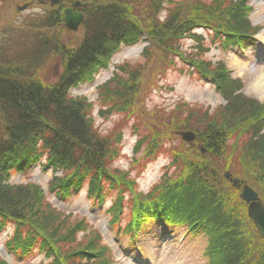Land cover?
Masks as SVG:
<instances>
[{
	"label": "rangeland",
	"instance_id": "obj_1",
	"mask_svg": "<svg viewBox=\"0 0 264 264\" xmlns=\"http://www.w3.org/2000/svg\"><path fill=\"white\" fill-rule=\"evenodd\" d=\"M40 1L0 0V57L4 56V60L22 69H27L25 64L28 68L34 66L30 69L31 76L43 84H51L63 72L66 54L49 51L51 46L47 43L75 47L82 41L86 26L84 21L74 31L62 20L59 26L41 27L43 14L56 8L41 5ZM80 1L102 3L104 0ZM143 1V4L133 5L135 16L147 5L148 0ZM204 2L208 4L211 0H161L157 13L164 17L169 7ZM244 4L250 7L249 20L257 30L247 47L227 43L223 34L211 27L197 28L193 36L182 38L172 53L152 48L147 39L132 37L118 44V50L106 57L99 69L91 71L92 80L85 79L73 86L70 95L86 103L92 126L109 143L111 159L107 162L113 172L108 177L114 180L103 184L102 204L100 197L90 195L89 178L84 179L82 186L73 190L69 198L61 199L50 187L62 171L44 170L48 155L38 147L42 160L31 161L24 169L12 170L9 174V184H33L42 192L41 196L32 189L33 207H25L22 212L27 213H22L19 221L33 210L43 225L52 231L58 229L64 235L80 225L81 229L75 230L73 243H58L61 251L86 247L95 238L94 241L107 248L103 254V257L110 256L107 264H214L216 242L212 230L189 231L187 226L172 225L165 219L159 223L144 221L139 225L135 209H140L137 203L141 200L145 204L158 201L161 193L154 195L159 190L158 184L180 178L183 159L178 158V165L173 161L177 153L189 149V141L182 139L180 131L207 128L212 122L222 131L225 125L228 141L220 166L222 177L215 182L209 181L222 194L217 200L219 203H215L220 206L223 195L229 201L236 200L234 192L241 198L245 186L253 188L264 199L255 189V182L243 175L245 170L249 171V160L242 163V156L253 150V145H244L247 139L244 133L257 120L262 119L264 123V97L252 88L253 80L264 68V0H244ZM25 5L26 9L18 10ZM221 8L216 6L214 10L219 13ZM60 9L64 19V11ZM219 67L224 69L223 85H228V92H220L222 71ZM244 113L247 115H242ZM185 114L192 116L188 117L191 128L176 129L175 123L187 121L179 117ZM229 116L230 121L224 123ZM1 125L0 121V129ZM156 134L162 137L157 138ZM153 141L157 145L151 153ZM198 145L200 148L194 147L195 150L207 154L206 147ZM191 160H194L192 155ZM227 171L235 172L233 179L239 175L249 183L239 178L243 184L237 187L232 181L225 184ZM255 185L258 189L259 185ZM73 187L71 185L70 189ZM227 187L234 188V192ZM120 197L122 211L116 218L113 209ZM132 220L130 230L126 231ZM6 223L0 231V261L6 260L8 264H47L50 261L46 252L37 249L22 259L11 255L5 244L15 230V221L7 220Z\"/></svg>",
	"mask_w": 264,
	"mask_h": 264
},
{
	"label": "trees",
	"instance_id": "obj_2",
	"mask_svg": "<svg viewBox=\"0 0 264 264\" xmlns=\"http://www.w3.org/2000/svg\"><path fill=\"white\" fill-rule=\"evenodd\" d=\"M143 2L89 1L83 9L86 13V33L79 44L67 48L63 44L45 42L51 46L49 51L52 49L54 53L58 50L66 54L64 70L51 84H43V81L31 76L30 69L34 66L28 68L25 64L27 69H22L21 66L4 60V56L0 57V230L6 227L7 220L15 221V230L5 244L11 255L25 258L37 249L46 252L51 261L47 264H107L109 254L103 257L107 248L94 241L95 238L86 247L61 251L58 243H73L75 230H80V225L64 235L58 229L52 231L47 225H43L33 214V210L32 214H26L28 217L19 221L20 215L27 213L22 210L33 207L32 189L41 196L42 192L33 184H9L8 180L12 170H22L31 161L36 163L42 160L37 152L38 147L39 151L48 155L44 160V170L62 171L61 176L52 180L50 187V191L56 192L62 199L69 198L70 193L78 190L86 178L91 181L90 195L97 197H100L103 184L114 180L108 177L113 172L107 162L111 159L109 143L92 126L86 103L82 99H73L69 91L82 80H92L91 71L99 69L106 57L118 50V44L132 37L144 38L152 48L155 46L161 52L172 53L182 38L193 36L197 28L211 27L223 34L227 43L247 47L257 32L250 23V7L244 4V0L177 4L175 8L169 7V12L164 17L157 13L161 0H148L147 5L138 10L140 16H135L133 5ZM216 6L219 9L222 7L219 13L214 10ZM43 15L41 27L59 26L63 20L60 8ZM179 55L183 56V53ZM201 63L203 65V60ZM219 70L222 71L219 76L222 79L220 92H228V85H223L224 69L219 67ZM246 107L245 105L244 109ZM179 117H185L188 122L175 123L176 129L191 128L188 120V117L192 118L191 115ZM230 118H225L224 123H228ZM215 125L212 122L207 128L199 127L195 130L197 142L206 147L207 154L196 151V144L188 143L189 149L177 153V159L173 161L178 165V158L183 159L180 178L175 182L158 184L159 190L154 193H161L158 201L151 204L139 201L137 205L140 209H135V214L140 219L139 225L144 221L159 223L165 219L169 221L166 223L172 225H185L189 231L212 230L216 242L213 246L214 264H264V239L249 217L245 201L236 196L234 188L227 187L228 191L235 193L236 200L229 201L223 195L221 205L216 204L222 194L209 181L215 182L222 177L220 166L228 141L225 135L227 133L224 132L225 125L223 131ZM253 127L251 125L247 133H244L247 137L244 145H253V150L248 151L245 157L242 156V163L249 160L247 166L250 167L243 175L259 185L258 189L255 184L254 187L264 195L263 120H257ZM156 135L157 138L162 137L160 134ZM156 145L153 141L151 153ZM191 155L194 160H191ZM238 177L249 183L239 175ZM228 182L225 179L224 183ZM71 185H74L72 190ZM201 189L205 191L201 192ZM260 198L264 202L263 197ZM99 203H103V198L100 197ZM121 203L122 197L113 209L116 211V218L122 211ZM132 222L133 220L127 224L126 231L130 230ZM0 264L8 262L1 260Z\"/></svg>",
	"mask_w": 264,
	"mask_h": 264
},
{
	"label": "water",
	"instance_id": "obj_3",
	"mask_svg": "<svg viewBox=\"0 0 264 264\" xmlns=\"http://www.w3.org/2000/svg\"><path fill=\"white\" fill-rule=\"evenodd\" d=\"M57 1L58 0H53V3H56ZM76 5L80 4L76 3ZM83 20V13L74 12L72 9L65 10V23L68 28L77 30ZM180 134L184 140L193 141L195 139V133L193 131H184ZM225 176L226 178L230 179L235 186H238L241 183L239 179H233L230 172H227ZM242 198L249 204V216L252 218L256 227L264 238V203L260 200L258 193L249 186L244 187Z\"/></svg>",
	"mask_w": 264,
	"mask_h": 264
},
{
	"label": "bare ground",
	"instance_id": "obj_4",
	"mask_svg": "<svg viewBox=\"0 0 264 264\" xmlns=\"http://www.w3.org/2000/svg\"><path fill=\"white\" fill-rule=\"evenodd\" d=\"M253 81L252 88L256 92H260L261 97H264V68L261 69L260 74Z\"/></svg>",
	"mask_w": 264,
	"mask_h": 264
},
{
	"label": "flooded vegetation",
	"instance_id": "obj_5",
	"mask_svg": "<svg viewBox=\"0 0 264 264\" xmlns=\"http://www.w3.org/2000/svg\"><path fill=\"white\" fill-rule=\"evenodd\" d=\"M40 4L41 5H50L51 7H54V8H73V10H78L77 8L74 7V0H61L60 3L56 6H52L51 3H50V0H41L40 1ZM64 8V9H65Z\"/></svg>",
	"mask_w": 264,
	"mask_h": 264
}]
</instances>
